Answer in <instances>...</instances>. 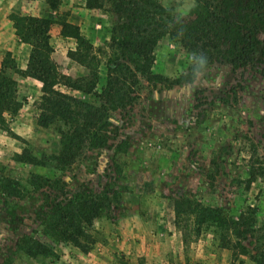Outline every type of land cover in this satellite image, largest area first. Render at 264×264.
<instances>
[{
	"label": "rangeland",
	"instance_id": "374dc122",
	"mask_svg": "<svg viewBox=\"0 0 264 264\" xmlns=\"http://www.w3.org/2000/svg\"><path fill=\"white\" fill-rule=\"evenodd\" d=\"M45 1L53 8L39 6L34 17L51 21V59L60 76L74 82L85 73L68 55L75 43L57 35L55 29L60 30L61 21L77 26L70 19L81 18L86 11L57 8L60 0ZM156 4L164 11L154 16L158 24L192 21L194 0H156ZM11 14L7 17L11 24L6 23V32L0 37V59L2 62L8 52L13 66L22 70L27 65V53L7 51L20 47L19 42L15 44L20 38L9 19ZM117 20L116 14L94 10L84 26L97 39L93 46L100 49L98 91L105 84L109 55L106 46ZM261 43L256 61L246 67L236 69L216 62L198 68L190 81L173 87L139 78L137 85H129L130 103L107 108L94 126L96 138L83 146L73 164L65 167L50 162L48 167L37 169L12 161L24 147L42 160L57 154L60 124L48 129L35 125L41 85L11 73L16 98L26 118L18 127L8 122L15 116H6V120L25 143L0 130V177L17 181L20 192L15 197L0 194V264H254L248 255L255 246L251 238L243 240L213 225L203 226L195 235L189 219L176 223L173 205L177 199L190 198L223 208L235 218L253 219V227L264 234V42ZM192 65L191 55L168 37L157 42L153 74L173 80L187 74ZM58 89L99 105L73 86L61 84ZM97 139L105 140V146H94ZM251 173L254 179L247 187ZM31 174L41 175L48 182L31 185ZM100 193L111 197L113 208L93 222L88 253L42 233L44 221L58 203ZM250 209L254 211L251 217ZM26 238L51 246L56 256L29 258L21 251Z\"/></svg>",
	"mask_w": 264,
	"mask_h": 264
},
{
	"label": "trees",
	"instance_id": "16d2710c",
	"mask_svg": "<svg viewBox=\"0 0 264 264\" xmlns=\"http://www.w3.org/2000/svg\"><path fill=\"white\" fill-rule=\"evenodd\" d=\"M85 8L105 10L118 16L110 30L106 46L109 55L105 62V84L99 91L100 49H96L81 34L78 26L66 21L59 23V35L75 43V48L68 52L69 57L85 71L73 82L60 76L51 59V21L34 16H9L16 35L30 47V52L24 70L13 66L8 52L1 62L0 130L25 143L12 132L6 120V116L17 115L21 108L16 98V82L11 76L13 72L34 79L41 85L35 125L48 129L60 124L57 131L60 150L57 154L42 160L24 147L13 155L12 161L17 164L46 168L50 162H55L59 167L69 166L75 162L83 146L96 138L94 126L107 108L130 103L132 90L129 85H137L139 78L145 82H164L173 87L190 81L198 68L216 62H224L236 69L246 67L256 61L257 49L261 41L264 42L260 38H264V0H194L190 23L170 21L162 25L154 21L155 15L164 14L156 0H85ZM163 37L178 44L191 55L193 61L187 74L173 80L152 73L154 49ZM61 84L73 86L76 92L85 97H93L99 105L61 92L58 89ZM97 140L94 146H105V140ZM253 179L251 173L247 187ZM47 182V178L31 174L29 184L41 186ZM18 187L14 179L0 177L1 195L18 196ZM111 208L112 199L106 193L60 202L44 221L42 233L55 242L69 244L84 254L88 253L91 242L89 231L93 222L105 216ZM173 208L176 223L189 219L195 235L200 234L203 226L213 225L243 240L251 238L255 246L248 255L254 264H264V234L261 235V229L253 227V219L247 220L243 216L235 218L223 208L207 206L190 198L177 199ZM250 210L251 217L254 211ZM21 251L29 258L56 256L51 246L35 238H26Z\"/></svg>",
	"mask_w": 264,
	"mask_h": 264
},
{
	"label": "crops",
	"instance_id": "0c3cea01",
	"mask_svg": "<svg viewBox=\"0 0 264 264\" xmlns=\"http://www.w3.org/2000/svg\"><path fill=\"white\" fill-rule=\"evenodd\" d=\"M48 5L49 4L46 3L45 0H6V1L0 0V37L2 36V34H4L6 32L3 30V28L6 27L7 26L6 23L9 22L7 20V17L9 14L16 13V14H21V15L37 16L38 13H36V9H38L39 6L41 8H48V7H50ZM59 5L60 6L57 5V8L60 7L61 9H64V8L69 9L70 7H72L75 10L83 9L86 11L85 13H83L81 18L77 19V18L73 17L70 20H71V22H75L77 24V26L80 28L81 33H83V35L86 36L88 38V40L93 45H95L96 41H97L95 36L91 35V33H89V32H86L84 29V26H87V24H88L87 21L89 20V17L92 16V13L94 10H88L85 8V0H60ZM76 5H79L78 6L79 8L78 7L76 8ZM50 8H53V7H50ZM88 14H90V15H88ZM59 31H60L59 29H55V32H57L56 33L57 35H59ZM107 37H108V33H107ZM18 42H19L18 46H20L18 49H14V47H13V48L7 49V51L14 50V52L16 54H18L19 51L21 50L23 52V54H24V52L27 53V58H28L29 51H30L29 46H26V44H23L21 42V40L16 38L15 44H18ZM0 58H1V53H0ZM0 66H1V59H0ZM25 68H26V64L21 69L24 70ZM21 112H22V109L19 110V112L17 113V115H15V117L11 118L8 121L11 126L18 127L19 125H21L24 118H26V114L21 113ZM11 130L15 131L14 127H11ZM6 144H7V146L9 145V143H7V142H6Z\"/></svg>",
	"mask_w": 264,
	"mask_h": 264
}]
</instances>
